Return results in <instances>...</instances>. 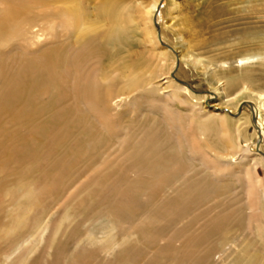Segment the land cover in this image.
<instances>
[{
    "label": "rangeland",
    "instance_id": "374dc122",
    "mask_svg": "<svg viewBox=\"0 0 264 264\" xmlns=\"http://www.w3.org/2000/svg\"><path fill=\"white\" fill-rule=\"evenodd\" d=\"M151 1L111 0L113 9L105 21V30L113 25V35H107L104 53L87 51L89 62L94 58L96 62L92 66L99 68L102 94L109 96V101L105 99L109 103L106 110L114 118L107 124L97 119L92 111L86 113L90 126L98 129V141L90 151L94 160L81 158L75 169L70 170L45 198L39 195L41 191L34 185V180L41 178L35 171V165L51 162L48 156L38 155L31 168L16 169L23 164L12 161L15 169L0 171V176L11 175L7 182L3 181L0 190V264H76L82 258H87L88 264H98L110 256L106 250L102 251V247L111 242L119 243L115 246L116 251L131 246L143 248L145 252L138 264H146L153 256L152 246L159 242L143 238L140 223L143 215H134L128 222L110 217L109 212L101 216L97 204L99 190L93 175L101 162L109 163L123 156L122 143H134L142 138L157 141L164 148L162 154L176 149L183 154L179 157L182 166L177 176L159 185L156 191H149L145 197L147 206L160 200L163 202L166 198L177 200L180 194L189 190L187 186L200 173L201 183L208 181L209 187L205 190L206 198L200 200V207L195 202V206L191 204L186 213V210L180 213L178 221L187 219L185 232L191 233L208 220L218 218L225 226L214 229L213 234L218 233L220 237L211 250V258L215 261L212 264H236L235 259L223 262L222 249H230L231 252L246 249L256 264L264 263V228L257 227L256 222L250 226L247 223L249 213L257 209L262 215L264 213V107H260V117L256 121L250 118L252 126L247 135L239 140L234 135L237 122L244 121L251 113L247 103L256 100L258 92L264 94V0H169L165 7L167 0H162V16L157 13L153 18V41L137 13L142 4ZM37 2L31 9V16L37 22L32 23L30 31L48 35L49 27L56 22L57 39L52 43L46 40L33 44L25 40L27 37H18L2 43V62L14 65V62L30 60L34 63L37 53L41 48L45 50V46L46 50L49 49L47 52L65 54L70 39L67 42L63 35H75V31L63 32L61 17L56 9H51L62 4L51 0ZM99 3V0H84L82 5L93 18ZM17 9H24V6L15 5L14 10ZM123 10L124 22H120L118 15H122ZM99 29L103 30L102 25ZM164 51L168 53L167 58L160 60V52ZM247 57L249 60L241 61ZM128 62L135 70L131 71L133 73L128 79L138 78V82L133 92L125 95L128 80L120 76L118 65L121 63L123 68ZM61 66L65 68L64 62ZM136 73L138 75H134ZM173 83L182 87L178 92L183 103L170 102L166 98L173 91ZM247 85L257 93L245 90ZM65 101L76 103V98L67 97ZM245 101L247 103H243ZM98 107L99 110L105 109L100 99ZM78 108L84 111L86 107L78 104ZM229 108L233 113H228ZM223 117L228 119L233 140L239 141L244 149L247 143L255 148L249 157L245 158L244 153L235 154L232 148L220 142V131L226 128L220 122ZM238 117L242 119L237 120ZM205 122L212 125L204 132ZM28 131L27 124L23 127L11 124L7 129V132L18 135ZM52 147L55 155L65 153L56 145ZM200 151L215 159L205 170L201 167ZM157 154L160 155V150ZM222 165L234 167H230L226 174ZM256 173L263 178V186H257L255 192L258 195L255 196L248 193L247 185L253 186ZM138 174L143 181L150 180L145 172L139 170ZM98 175L100 183L105 185L116 177H107L106 172ZM104 175L106 177L103 178ZM126 175L125 178L133 177ZM252 202L256 203L257 209ZM261 222L264 223V216H261ZM112 223L117 227L113 237L106 233Z\"/></svg>",
    "mask_w": 264,
    "mask_h": 264
},
{
    "label": "bare ground",
    "instance_id": "6f19581e",
    "mask_svg": "<svg viewBox=\"0 0 264 264\" xmlns=\"http://www.w3.org/2000/svg\"><path fill=\"white\" fill-rule=\"evenodd\" d=\"M51 1L62 4L54 5L51 9H56V13L61 17L60 27L64 30L63 32L75 31V35H63V39L67 40V42L70 39L69 45L67 43L65 54L56 53V51L55 53L47 52L49 49L46 50L47 47L45 46V50L41 48L37 53L34 63L28 60L19 63L14 62L13 65L10 62H2L0 58V127L4 128L0 129V171L3 169H15L11 165L12 161H18L23 164L17 166L16 169L31 168L34 163L33 159L38 155L48 156L51 162L45 165L41 163L35 165V171L40 173L41 178L35 179L34 185L39 188L41 191L39 195L43 198L53 192L70 170L75 169L81 158L94 160L90 155V151L95 148V144L98 141V129L97 126H90L89 117L86 113L92 111L91 113L97 119L99 118L107 122V124L114 119L110 111L106 110L109 105L107 102L109 101V96L102 94L99 68L98 66H92L96 61L93 58L89 62L87 57V51L104 53V48L106 47L104 41H106L107 35H113V25L108 26L107 30H105V21L113 9L111 0H99L97 14L93 18L90 17L89 12L83 7L82 3L84 0ZM161 2L162 0H152L147 4H142L141 9L138 8L139 12L137 13L140 15L141 21L146 24L145 29L148 37L150 38L151 36V41L154 38L153 18L157 13H159L160 17L162 16L163 10L160 11ZM168 2L169 0L163 6L168 5ZM37 3V0H0V45L18 37L20 39L27 37L25 40L33 44H39L46 40L51 43L55 42L57 39L56 22V24L53 23L49 27L48 35L30 31L33 26L32 23L37 22L31 16V9ZM18 4L24 6V9L14 10V6ZM126 14L129 17L127 12ZM124 15L125 10H123L122 15H118L120 22H124ZM100 16H102L101 20ZM131 20L133 21V19ZM100 25H102L103 30L99 29ZM118 28V26L115 27L117 30ZM89 40L92 42L87 43ZM154 46L156 47L157 44H154ZM167 55L168 53L165 51L160 52V60H165ZM250 57L243 58L241 61L249 60ZM253 57H256V55ZM194 61L197 62L198 59ZM63 62L65 68L61 66ZM23 63L26 65H23ZM131 66L129 62L124 64L123 68L121 63L118 65L119 71H121L120 76L128 80L125 86V88L127 87L124 92L125 95L127 93L131 94L134 85H136L135 83L138 82V78L136 80H133V78L128 79L133 73L131 72L133 70ZM134 75H138V73ZM85 80H88V82L85 83ZM173 85L171 86L173 88L171 95L168 94L166 98L170 102L183 103L180 92H178L182 87ZM245 90H252L253 93H257L249 85L245 86ZM72 96L76 98V103L73 101L67 103L65 101L66 98ZM99 99L105 109L99 110ZM166 103L170 104L169 102ZM243 103H247V101ZM78 104H83L86 107L85 110L81 111L78 108ZM247 104L250 105L251 113L244 121L241 120L242 117L237 118V120H241L235 126L234 135L237 140L248 134L249 127L252 126L250 118L256 121L260 117V107H264V94L258 92L256 100L249 101ZM227 111L228 113H233L230 108ZM227 121L226 117L220 119L222 126L226 125V128H222L220 131V142L227 144L234 150L235 154L244 153L243 156L245 158L249 157L255 148L253 149L251 143H247V148L244 149L239 141L233 140ZM11 124H16L19 127L27 124L29 131L22 135H18L15 132H7ZM211 125L210 122H205L203 124L204 132ZM179 130H181V126ZM245 138L248 142L249 139ZM122 144L123 156H119L118 160H110L109 163L101 162L93 174L96 179L95 185L99 190L97 204L101 216L109 212L110 217L114 216L120 221L128 222L134 215H143V218H141L142 222H140L143 238L153 240L155 243L159 242L152 246L153 256L146 264H212L215 262L214 258H211V250L220 235L218 233L213 234V232L216 226L217 229L224 228V222H221L218 218H213L191 233H186L187 223L184 224V222L187 219L178 221L180 213L185 210L184 213H186L191 204L195 206L196 202V205L198 204L200 207V200L206 198L205 190L209 187L208 181L207 183H201V175L197 173L198 178L187 186L189 190L184 194H180V198H177V200L166 198L163 202L162 200L157 202L155 198L157 204L148 207L145 199V197H148L147 193L156 191L159 185H163V183L177 176L179 168L181 170L182 166L179 157L183 154L182 152L179 154L177 149L169 154H162V150L164 151L163 146L150 138H142L134 143L127 141ZM53 145H56L59 149H64L65 153L55 155ZM157 150H160V155L157 154ZM195 151L198 152L196 149ZM202 152L200 151L201 167L205 170L215 162V159L213 160L210 155H205ZM5 158L7 160L3 161ZM230 167L224 166L223 170H221L225 171L224 173L230 172ZM113 170L115 171L112 172ZM139 170L148 174L150 180L143 181V178L138 174ZM104 172H106L107 177H111L108 175L116 176L109 185L100 183L101 177L98 174ZM126 174L133 177L125 178L127 177ZM257 175L258 180L256 179V182H253V186L247 185L248 193L255 194V196L257 194L255 192L257 191L255 190L257 186H263V178L259 174ZM10 177L11 175L0 176V190L3 187V181L7 182ZM104 177L106 176L104 175ZM250 181L248 184L251 183ZM143 183L144 187L142 189ZM154 195L156 196V194ZM252 205L255 208L257 207L255 202H252ZM254 207L251 206V209ZM196 209L199 210L198 207ZM196 209L195 215H197ZM248 215H250L247 216L249 226L256 222L258 223L257 227L264 228V223L261 222V216L263 217L264 213L262 215L257 209L254 213H249ZM116 229V225L112 223L111 228L106 233L112 234L111 237L116 236L114 231ZM103 231L105 232V230ZM138 231H141L140 228ZM133 243L135 244V242ZM116 245H119V243L111 242L102 247V251L106 250V254L110 256L99 261L98 264H138L143 252H145L143 248L137 246L128 247V244H126L128 248L123 249L122 247V250L116 251ZM222 256L225 257V259L222 258L224 263L230 259H235L236 264H242L243 262L245 264L257 263L246 249L239 252L236 249L232 252L230 249H222ZM76 264H88L87 258L78 260Z\"/></svg>",
    "mask_w": 264,
    "mask_h": 264
}]
</instances>
